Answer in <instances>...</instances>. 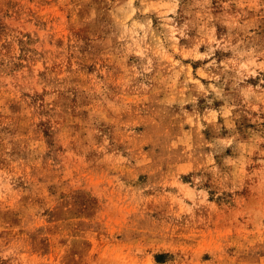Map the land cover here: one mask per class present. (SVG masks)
<instances>
[{"label": "rangeland", "instance_id": "374dc122", "mask_svg": "<svg viewBox=\"0 0 264 264\" xmlns=\"http://www.w3.org/2000/svg\"><path fill=\"white\" fill-rule=\"evenodd\" d=\"M0 264H264V0H0Z\"/></svg>", "mask_w": 264, "mask_h": 264}]
</instances>
